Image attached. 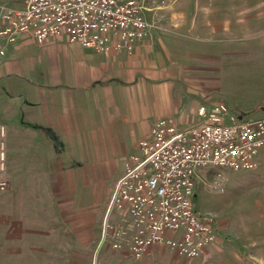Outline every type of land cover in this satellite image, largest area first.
Returning <instances> with one entry per match:
<instances>
[{
    "label": "crops",
    "instance_id": "crops-1",
    "mask_svg": "<svg viewBox=\"0 0 264 264\" xmlns=\"http://www.w3.org/2000/svg\"><path fill=\"white\" fill-rule=\"evenodd\" d=\"M141 3L153 26L131 52L101 53L63 35L39 43L23 34L0 57V119L7 122L6 137H14L12 148L30 149L26 161L42 188L35 197L45 199L39 216L48 211L52 221L47 227L68 223L63 233L76 237L80 251H88L92 240L98 247L110 193L124 160L138 151V139L162 117L177 127L199 122L198 107L212 102L205 89L215 67L246 49L231 47L247 34L232 31V22L241 25L246 13L232 11L231 0ZM258 58L263 61L246 101L227 104L237 117L248 110L264 115L263 51ZM254 160L253 169L264 172V146ZM30 222L28 230L39 233L34 219ZM100 249L111 250L105 244ZM116 251L128 258L126 251ZM143 260L151 264L152 258L145 254Z\"/></svg>",
    "mask_w": 264,
    "mask_h": 264
},
{
    "label": "built area",
    "instance_id": "built-area-1",
    "mask_svg": "<svg viewBox=\"0 0 264 264\" xmlns=\"http://www.w3.org/2000/svg\"><path fill=\"white\" fill-rule=\"evenodd\" d=\"M141 0H24L0 5V57L10 43L27 34L41 43L58 35L97 52H131L151 23ZM202 119L177 127L165 118L156 120L147 136L137 141L138 151L123 162L100 224L98 247L124 250L142 258L155 246L175 250L185 259L203 254L217 240L216 216L194 204L197 169L207 163L250 170L264 146V115L237 117L224 102L201 104ZM225 115L229 121L225 122ZM3 132V130H2ZM0 145V174L4 168ZM220 179L212 187L222 189ZM6 181L0 179V189ZM117 208L124 214L111 219Z\"/></svg>",
    "mask_w": 264,
    "mask_h": 264
},
{
    "label": "rangeland",
    "instance_id": "rangeland-1",
    "mask_svg": "<svg viewBox=\"0 0 264 264\" xmlns=\"http://www.w3.org/2000/svg\"><path fill=\"white\" fill-rule=\"evenodd\" d=\"M23 1L3 0L0 5H20ZM166 1L168 0H160L162 4ZM231 2L234 9L232 11L238 13L241 10V13H246V20L241 21V25L232 22V31L240 28L241 32L247 33L241 42H232L231 47L232 50L237 47L246 49L244 53L232 52L227 60L218 64L213 81H209L210 87L205 89L208 100L224 102L227 107L241 100L246 101L249 88L257 78L256 71L260 68L258 62L263 61L258 56L261 51L264 52V0ZM244 114V118L258 116L253 110ZM229 120V116L225 115L224 121ZM6 127L7 122L0 119V145L4 156L0 179L4 178L6 181L5 188L0 189V264L145 263V255L140 259H133L113 249L101 251L100 247L94 246V240L88 251H80L76 237L71 232L68 235V232L65 235L63 233V230H67L68 223H54V226L47 227L48 220L52 219L47 217L48 211L46 215L43 213L44 216H39L41 213L37 212L41 209V200L45 199L35 197V192L42 191V188L37 187L35 170L26 161L31 157L30 149L12 148L15 140L12 136L6 137ZM26 140L29 143L31 138ZM22 144L26 143L23 141ZM214 179L221 180L219 185L222 189L212 187ZM107 180L111 182L110 178ZM112 187L113 185L110 189ZM194 204L198 210H209L215 214L220 242H216V247L209 250V253L192 259H185L175 250L161 247L160 251L146 253V256L152 258L151 264H264V172L255 169L235 170L212 163L202 165L197 169ZM123 214L119 209L113 208L110 217L119 219ZM31 219H34L33 229L36 230L37 227L39 233L28 230ZM95 237L97 236L94 235L93 239Z\"/></svg>",
    "mask_w": 264,
    "mask_h": 264
}]
</instances>
